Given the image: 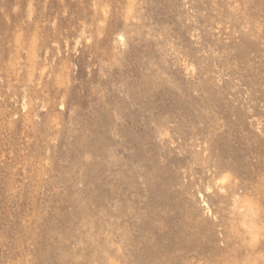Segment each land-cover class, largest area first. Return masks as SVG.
<instances>
[{
    "label": "rangeland",
    "instance_id": "374dc122",
    "mask_svg": "<svg viewBox=\"0 0 264 264\" xmlns=\"http://www.w3.org/2000/svg\"><path fill=\"white\" fill-rule=\"evenodd\" d=\"M0 264H264V0H0Z\"/></svg>",
    "mask_w": 264,
    "mask_h": 264
}]
</instances>
